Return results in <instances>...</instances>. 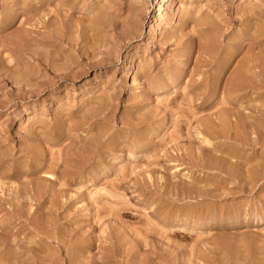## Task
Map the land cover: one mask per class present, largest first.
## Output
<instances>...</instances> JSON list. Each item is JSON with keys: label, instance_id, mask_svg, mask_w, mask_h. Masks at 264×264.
<instances>
[{"label": "rangeland", "instance_id": "rangeland-1", "mask_svg": "<svg viewBox=\"0 0 264 264\" xmlns=\"http://www.w3.org/2000/svg\"><path fill=\"white\" fill-rule=\"evenodd\" d=\"M0 264H264V0H0Z\"/></svg>", "mask_w": 264, "mask_h": 264}, {"label": "bare ground", "instance_id": "bare-ground-1", "mask_svg": "<svg viewBox=\"0 0 264 264\" xmlns=\"http://www.w3.org/2000/svg\"><path fill=\"white\" fill-rule=\"evenodd\" d=\"M237 77V76H236ZM240 85V79L237 78L236 80H234V82L231 84V89H237L238 86ZM262 87V86H261ZM229 92V91H228Z\"/></svg>", "mask_w": 264, "mask_h": 264}]
</instances>
